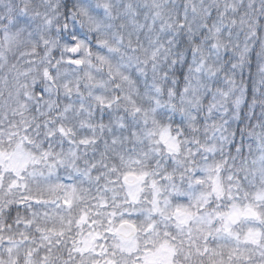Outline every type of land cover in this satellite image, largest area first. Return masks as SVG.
<instances>
[{"label": "snow or ice", "instance_id": "1", "mask_svg": "<svg viewBox=\"0 0 264 264\" xmlns=\"http://www.w3.org/2000/svg\"><path fill=\"white\" fill-rule=\"evenodd\" d=\"M0 264H264V0H0Z\"/></svg>", "mask_w": 264, "mask_h": 264}]
</instances>
